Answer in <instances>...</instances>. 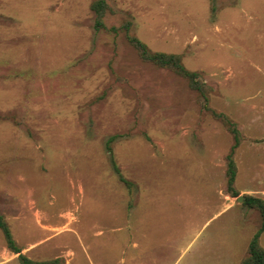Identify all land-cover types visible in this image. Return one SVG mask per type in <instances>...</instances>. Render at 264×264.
I'll return each mask as SVG.
<instances>
[{"label":"rangeland","instance_id":"374dc122","mask_svg":"<svg viewBox=\"0 0 264 264\" xmlns=\"http://www.w3.org/2000/svg\"><path fill=\"white\" fill-rule=\"evenodd\" d=\"M93 1L0 0V212L17 245L62 264H242L262 222L245 196L264 200V0H108L103 29ZM126 21L200 73L210 110ZM213 110L240 131L238 196ZM0 264H20L1 229Z\"/></svg>","mask_w":264,"mask_h":264},{"label":"trees","instance_id":"16d2710c","mask_svg":"<svg viewBox=\"0 0 264 264\" xmlns=\"http://www.w3.org/2000/svg\"><path fill=\"white\" fill-rule=\"evenodd\" d=\"M93 11L95 12V27L97 29L106 28L104 22V16L109 10L108 0H94L91 5ZM131 21H126L121 28L126 30L129 41L137 48L142 59L146 61L153 62L159 66L168 67L180 74L181 76L187 78L192 88L200 92L203 107L206 110H210L208 105L209 95L208 89L205 82L201 79L200 73L197 71L189 70L182 61V56L176 53H167L163 51H152L148 45L142 41L139 37L132 35L130 33ZM118 27L112 26L110 30L117 32ZM213 114L219 118H222L229 129L233 133L234 143L230 149V152L227 154V185L228 190L234 196H238L239 192L236 189L235 183L237 178V163L235 160V152L238 146L240 145L241 136L239 128L235 121L228 117L223 112H217L213 110ZM114 139L112 136L109 139V142ZM115 169L118 172L120 179L123 180L128 186H131L132 183L126 179L120 172L118 166L114 163ZM246 204L254 206L259 209L262 222L259 229L254 233L253 237L250 240L248 246V254L243 259L242 264H264V247L260 244V237L264 231V200L260 197L253 195H246L245 201ZM0 229L3 231L5 241L8 247L15 253H19V262L20 264H62L60 258L48 259V260H35L22 253V249L17 245L16 240L13 236L10 225L4 215L0 212Z\"/></svg>","mask_w":264,"mask_h":264},{"label":"water","instance_id":"95a60500","mask_svg":"<svg viewBox=\"0 0 264 264\" xmlns=\"http://www.w3.org/2000/svg\"><path fill=\"white\" fill-rule=\"evenodd\" d=\"M239 199H240V200H243V199H244V196H240Z\"/></svg>","mask_w":264,"mask_h":264}]
</instances>
